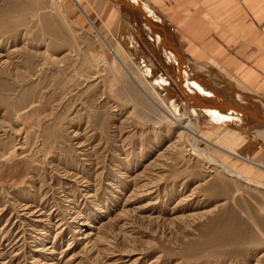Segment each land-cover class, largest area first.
<instances>
[{
    "label": "rangeland",
    "instance_id": "1",
    "mask_svg": "<svg viewBox=\"0 0 264 264\" xmlns=\"http://www.w3.org/2000/svg\"><path fill=\"white\" fill-rule=\"evenodd\" d=\"M77 1L0 0V264H264V190L208 162L168 116L190 118L211 159L264 184L213 148L245 155L253 135L192 116L122 12ZM253 148L263 164L264 140Z\"/></svg>",
    "mask_w": 264,
    "mask_h": 264
},
{
    "label": "crops",
    "instance_id": "2",
    "mask_svg": "<svg viewBox=\"0 0 264 264\" xmlns=\"http://www.w3.org/2000/svg\"><path fill=\"white\" fill-rule=\"evenodd\" d=\"M141 1L165 18L180 54L264 99V0Z\"/></svg>",
    "mask_w": 264,
    "mask_h": 264
},
{
    "label": "bare ground",
    "instance_id": "3",
    "mask_svg": "<svg viewBox=\"0 0 264 264\" xmlns=\"http://www.w3.org/2000/svg\"><path fill=\"white\" fill-rule=\"evenodd\" d=\"M76 4L81 7L77 0ZM114 5L122 12L124 25H122V30L124 33L129 31V26L131 25L137 31L140 38L143 40L144 44L147 46V49L155 56L158 62L163 66L165 71L168 73L171 80L174 81L173 84L177 86L181 94L183 95L185 102L190 107L193 115L196 119L199 115L203 114L202 105L198 100L204 101L207 105H221L222 107H228L231 111H235L237 114H241L246 118V122L237 121L233 119L228 110L224 111L222 109H213L207 111L210 120L215 125H220V127L227 130V135L232 138H238L239 135L250 132L253 135L252 141H255L258 144L261 140H264V100L256 97L255 95L248 94L244 92L245 90L233 89L230 85L217 83L213 81L211 75L206 72L207 69L203 68V65H193L198 64L196 62L186 63L187 59L182 54H180L171 42L169 41V36L163 24L160 22L157 17L152 14L146 7L144 1L141 0H128L123 2L121 0H110ZM83 11V10H82ZM86 17L87 14L84 13ZM88 21L93 25V22L88 18ZM128 21V23H127ZM130 23V24H129ZM129 24V25H128ZM150 24L154 28H151ZM99 37L104 42L105 46L113 53L116 61H118L128 77L132 79L138 85V87L144 92L147 98L152 102L153 105L158 107V110L161 112V108L150 98L147 92L135 81V79L128 73L127 68L124 64V60L117 54L115 49L107 42L105 37L96 29ZM129 36V35H128ZM182 58L183 59L182 61ZM189 60V59H187ZM193 66V67H192ZM201 67V69H200ZM203 76L200 74L202 71ZM150 87L154 86L152 80H147ZM163 81H160L162 84ZM158 88V87H156ZM183 103V104H184ZM182 105V104H181ZM185 106V105H184ZM175 108V107H174ZM171 115L168 116L171 122L178 126L182 133H189L194 139L196 150L201 153V155L210 163L217 166L218 168L224 170L229 176L236 177L242 181L247 182L249 185L262 188L264 190V184L249 178H244L234 171L230 170L224 163L217 162L213 156V159L207 155V153L200 148L199 142L203 141L206 136L202 132H198L195 127H193L190 118L178 117L172 110ZM202 111V112H201ZM222 128V129H223ZM242 132V133H241ZM181 133V134H182ZM256 137V139H255ZM221 138V137H220ZM223 139V138H221ZM224 140V139H223ZM225 141V140H224ZM236 142V141H235ZM225 143V142H224ZM233 144V143H232ZM210 145V144H209ZM228 146V145H227ZM213 148L218 149L219 151L230 155L237 160L245 162L255 169H259L264 172V163H260L257 160H254V155L248 159L247 155H240L238 152L235 154L225 151L221 147L215 146ZM259 148V146H256ZM254 149V148H253ZM252 151V150H251ZM250 151V152H251ZM258 154V153H255ZM211 155V154H210ZM256 157V156H255ZM246 166V165H245ZM252 169V168H251Z\"/></svg>",
    "mask_w": 264,
    "mask_h": 264
},
{
    "label": "water",
    "instance_id": "4",
    "mask_svg": "<svg viewBox=\"0 0 264 264\" xmlns=\"http://www.w3.org/2000/svg\"><path fill=\"white\" fill-rule=\"evenodd\" d=\"M121 1H123V2H127L128 0H121ZM152 14H154L156 17H158L157 19H159L160 20V22L162 23H165V18L162 16V15H160V13L156 10V9H154V8H152L150 5H147V7H146ZM163 26H165L164 24H163ZM175 38H177L176 37V34H175ZM198 102L202 105V110L204 111V112H207V111H210V110H213V109H222V110H224V111H227L228 110V112H229V115L233 118V119H235V120H237V121H242V122H246V118L244 117V116H242L241 114H237V113H235V111H231L230 109H228V107H225V106H221V105H217V106H214V105H212V104H210V105H207L204 101H202V100H198ZM256 144V142L255 141H253L251 144H250V146H248L245 150H244V153L245 154H248L249 153V151H251V149L253 148V145H255Z\"/></svg>",
    "mask_w": 264,
    "mask_h": 264
}]
</instances>
